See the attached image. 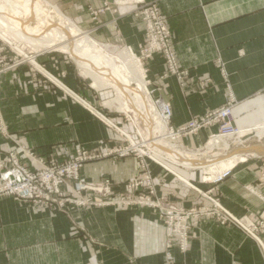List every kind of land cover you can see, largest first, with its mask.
<instances>
[{"label":"crops","instance_id":"obj_1","mask_svg":"<svg viewBox=\"0 0 264 264\" xmlns=\"http://www.w3.org/2000/svg\"><path fill=\"white\" fill-rule=\"evenodd\" d=\"M43 1L57 7L82 35L111 51L134 54L151 102L161 98L170 104L173 128L233 103L234 125L252 132L243 137L249 138H217L209 148L218 133V125H211L173 142L185 158L206 162L238 147L264 151V0ZM145 6H155L171 31L177 63L187 73L182 80L167 74L160 55L139 58L145 25L137 14ZM34 56L62 89L28 66L0 76L6 128L0 130V157L16 152L19 145L56 161L73 157L79 146L102 155L123 145L120 131L137 141L127 111L107 105L117 95L112 87L94 88L92 79L75 73L78 65L63 53ZM237 156L245 158L225 172L209 168L219 174L216 179L228 172L221 181L206 180L205 168L186 167L171 156H156L162 166L147 159L152 199L161 209L113 205L122 195H147L145 189L127 190V183L141 172L135 155L103 157L83 166V183H111L107 195L82 194L92 205L72 203L59 209L57 204L0 196V264H167V253L172 264H264V155ZM164 207L193 214L184 252L175 244L168 247ZM205 210L214 214L200 213Z\"/></svg>","mask_w":264,"mask_h":264},{"label":"built area","instance_id":"obj_2","mask_svg":"<svg viewBox=\"0 0 264 264\" xmlns=\"http://www.w3.org/2000/svg\"><path fill=\"white\" fill-rule=\"evenodd\" d=\"M137 16L141 18L145 25V39L139 47V58L141 60H148L154 55H160L164 60L167 74L176 76L179 80H182L187 73L182 71L177 63L176 54L172 46L171 31L168 29L166 21L159 10L155 6H145L138 11ZM17 53L8 43L6 44L0 39V75L18 67L27 66L25 64H28L32 71L42 75L44 79L53 85L60 87L44 74L46 73L51 76L37 62V66H35L31 62L26 61L23 56L17 55ZM53 79L56 80L55 78ZM63 91L75 96L66 88ZM82 103L86 105L84 102ZM152 104L154 105L157 118L166 123L165 140H169L172 143L181 138L191 136L211 125H218V133L215 139H238L239 134L243 132L238 130L234 125L231 111L233 106L232 102L227 103L220 109L208 112L203 117L192 119L177 128H173L170 125L172 112L168 102L159 98L153 100ZM126 117L136 130L137 141L131 135L120 131L123 145L102 155L84 150L79 146L76 148L75 155L67 161H49L45 158L38 157L32 150L26 147L17 146L19 153L10 152L0 157V196L10 197L22 202L41 204L56 203L61 207V203L59 204L58 201L64 196V191L62 192L61 190V187L64 186L63 188L66 189V193L73 196L71 198L77 200L78 197L80 199L77 201L78 205H92L93 203L89 199L81 195L84 192H95L101 195H107L110 193L111 183L108 180L99 185L83 183L79 179L83 166L87 162L103 157L114 155L119 158H124L135 155L139 160L141 172L140 175L127 183V190L129 192H136L140 189H145L147 195H139L135 198L122 195L113 202V205L122 207L140 205L161 209L157 200L152 199L154 195L153 178L147 169L146 163L147 159L157 162L159 165L161 162L156 158L158 155L155 152L147 149L150 140H147L143 136V133L141 134V131H139L145 127L143 122L133 114H127ZM99 118L109 126H112L104 116L99 115ZM0 128L4 133L6 128L3 124L1 110ZM161 158L167 157L163 155ZM23 160H27V162ZM226 176H228V172L219 176L216 181H221ZM75 196L77 197L75 198ZM213 203L216 207L218 206L215 201ZM200 213L204 215L214 214L210 210H205ZM161 214L164 219L168 247H172L175 244L181 252L186 251L188 249V233L191 228L190 218L193 214L191 212L175 210L172 207H164ZM256 240L261 244L258 239ZM166 258L168 261L167 264H172L170 253H167Z\"/></svg>","mask_w":264,"mask_h":264},{"label":"bare ground","instance_id":"obj_3","mask_svg":"<svg viewBox=\"0 0 264 264\" xmlns=\"http://www.w3.org/2000/svg\"><path fill=\"white\" fill-rule=\"evenodd\" d=\"M44 3L43 0H23V5L17 6L11 0H0V38L18 53L28 58L27 60L35 66H37L35 57H27L23 53L24 51L20 49L21 44L29 45L35 52L56 51L69 55L76 65L92 79L94 88L112 87L116 91L119 99L108 102L107 105L125 112L131 108L139 118H152L148 112L149 108H147L143 94L145 93L144 73L136 58L127 49L111 51L108 47L98 44L87 35H82L70 19L65 18L57 7L47 4L48 7L44 8L42 6ZM8 7L12 10L11 14L8 12ZM132 85L135 87H132ZM122 96L127 97L131 103H129V106L126 101L125 106L120 100V98H123ZM142 112L144 113L142 114ZM150 120L147 123L151 122L152 134L159 133L157 143L153 142L154 147L152 149L158 154L166 156L169 155L156 146L175 153L172 160L176 163L179 162L184 166L218 167L225 172L238 161L244 159L241 156H233L219 163H211V161L196 164L192 157L185 158L186 156H183L173 145L167 144L160 138V136L163 137L165 131L164 123L156 119L152 123L153 121ZM250 133L247 132V134ZM213 144L212 140L210 145Z\"/></svg>","mask_w":264,"mask_h":264},{"label":"rangeland","instance_id":"obj_4","mask_svg":"<svg viewBox=\"0 0 264 264\" xmlns=\"http://www.w3.org/2000/svg\"><path fill=\"white\" fill-rule=\"evenodd\" d=\"M12 2H14V5L16 4L17 6H22L23 5V0H11ZM42 6H44V8H47L48 6H47V3H44V4H42ZM9 8V7H8ZM9 11V13L11 14L12 13V10H11V8H9L8 9ZM1 39V38H0ZM2 40V39H1ZM4 41V40H3ZM6 44H7V42L6 41H4ZM20 49L21 50H23L24 52V54L27 56V57H35V56H33V55H35L36 53L38 54V53H40V52H35L29 45H27V44H21L20 45ZM114 50H116V51H119L118 49H114ZM16 51V50H15ZM18 52V51H17ZM48 52H56V51H48ZM42 53H45V52H43L42 51ZM58 53H60V52H58ZM133 53V52H132ZM28 54V55H27ZM64 54V53H63ZM17 55H21L20 53H17ZM66 56H67V54H65ZM134 55V54H133ZM21 56H23V55H21ZM69 56V55H68ZM20 57V56H19ZM135 58H136V60H137V57L136 56H134ZM23 58L26 60V61H28L27 59L28 58H26V57H24L23 56ZM69 58V57H68ZM138 61V60H137ZM71 62H73L72 60H71ZM139 62V61H138ZM76 64V63H75ZM140 64V63H139ZM25 65H27L28 66V64H25ZM118 65V64H117ZM30 66V65H29ZM28 66V67H29ZM77 66V65H76ZM217 66H218V68L220 69V72H222V73H224V69H223V63H217ZM141 67V66H140ZM19 68V67H18ZM18 68H16V69H18ZM29 68H31V67H29ZM16 69H13V70H16ZM13 70H11V71H13ZM11 71H8V72H11ZM80 72V74H81V76H83V77H85V78H88L86 75V73L84 72V73H82V71L80 70V68L77 66V68H76V70H75V73H79ZM7 73V72H6ZM5 74V73H4ZM46 74V73H45ZM84 74H86V75H84ZM1 75H3V74H1ZM0 75V76H1ZM40 75V74H39ZM42 76V75H41ZM46 76H48V74H46ZM49 77V76H48ZM88 79H90V78H88ZM91 80V79H90ZM49 82V81H48ZM56 83V82H55ZM57 83H59V82H57ZM52 84V83H51ZM60 84V83H59ZM91 84H92V82H91ZM144 84H145V82H144ZM135 85V84H134ZM134 85H132V87H135ZM146 86V85H145ZM64 87V86H63ZM64 89V88H63ZM114 90V89H113ZM144 92L145 93H143L144 94V98H145V101H146V103H147V108H149L148 109V112L150 113V117H152V118H150L151 119V121H153L152 123H154L156 120H160V119H158L157 118V116H156V111H155V108H154V105L152 104V102H151V100L149 99V97L146 95V89L144 90ZM118 100L119 98H118V96L116 95V97H115V99L114 100ZM120 99H122L123 100V98H120ZM148 100V101H147ZM151 105V106H150ZM152 107V108H151ZM223 107V106H222ZM151 108V109H150ZM221 107H219V108H217V109H220ZM217 109H214V110H217ZM131 110V111H130ZM130 110H128L126 113H128V114H133L134 116H136L137 118H138V116H137V114L134 112V110L133 109H131L130 108ZM214 110H211V111H214ZM211 111H209V112H211ZM144 112H142V114H143ZM147 114V113H146ZM1 116H2V114H1ZM144 118V117H143ZM154 119H156V120H154ZM3 120V119H2ZM147 122H148V120H146ZM145 121V122H146ZM161 121V120H160ZM162 123H164L165 124V131H164V133H163V137H161L160 136V138L161 139H163L167 144H169V145H171L172 146V144H174V143H172V142H170L169 140H165V135H166V123L164 122V121H161ZM4 124V123H3ZM144 127V126H143ZM149 127V126H148ZM152 127V126H151ZM140 129V128H139ZM0 130H1V128H0ZM140 131H141V134L143 133V136H145L146 137V139H147V137H148V139L147 140H150V138H149V129L147 130L145 127H144V129H140ZM262 131V130H261ZM1 132H2V130H1ZM252 133V132H251ZM255 133V132H254ZM259 133H260V131H259ZM148 134V135H147ZM242 134V135H241ZM151 135H153L152 136V141L154 142V143H157V139L159 138V133H153L152 134V129H151ZM247 135V131H243L242 133H240L239 134V140L241 139V138H243V137H245ZM241 136V137H240ZM218 139H214L213 141H217ZM152 141H150L149 142V145L147 146V149H150V150H152L153 152H155L152 148V145H150V143L152 142ZM218 142H219V140H218ZM151 147V148H150ZM174 147V146H173ZM212 146H210V144H209V148H211ZM176 150H178L177 148H175ZM180 153H181V151L180 150H178ZM17 153H19L18 152V150L16 151ZM141 152H143V151H141ZM144 153H146V152H144ZM155 154L156 155H158V156H163V155H160V154H158L157 152H155ZM182 154V153H181ZM216 156V155H215ZM217 156H219V155H217ZM242 157V156H241ZM242 158H245V157H242ZM46 159V158H45ZM70 159V158H69ZM69 159H65V160H63V161H67V160H69ZM194 159V158H193ZM47 160H49V161H56V160H54V159H47ZM214 159H211V160H209V161H206V162H211V161H213ZM244 160V159H243ZM63 161H61V162H63ZM61 162H59V163H61ZM205 161H203V160H198V159H194V163H196V164H202V163H204ZM176 163V162H175ZM211 163H213V162H211ZM178 164H181V163H179L178 162ZM181 165H183V164H181ZM189 166H192V165H189ZM186 167H188V166H186ZM200 167H202V168H205V171L207 172V174H208V176H206V180H213V179H216V177H217V175H219L218 173H216V171H209V167H205V166H202V165H200ZM223 173V172H222ZM79 177H80V175H79ZM217 180V179H216ZM64 187V186H63ZM63 187H61L62 189V192H63ZM82 196V195H81ZM2 197H6V196H2ZM71 197H73L72 195H70V194H67L66 193V191H64V196H63V198L61 199V200H59L58 202H59V204L61 205V207L57 204V206L59 207V209H64L67 205H69V204H72V203H74V204H77V201H79L80 199H78L77 198V200L76 199H73V198H71ZM83 197V196H82ZM161 198L162 199H164L165 198V196H161ZM16 201V200H15ZM32 203V202H31ZM34 204H41V203H34ZM52 204H54V205H56V203H52ZM44 205H51V204H44ZM78 205V204H77ZM82 206V205H81ZM169 208H171V207H169ZM175 209V208H174ZM175 210H178V209H175ZM260 244V243H259Z\"/></svg>","mask_w":264,"mask_h":264},{"label":"water","instance_id":"obj_5","mask_svg":"<svg viewBox=\"0 0 264 264\" xmlns=\"http://www.w3.org/2000/svg\"><path fill=\"white\" fill-rule=\"evenodd\" d=\"M140 116V115H139ZM141 117V116H140ZM139 118V117H138ZM140 120H141V122H143V124L145 125V127H146V129L148 130L149 129V138H150V141H152V135H151V122L150 123H147V121L146 120H150V119H148V118H146L145 119V117L143 118H139ZM146 121V122H145ZM151 121V120H150ZM149 126V127H148ZM249 138V137H248ZM248 138H242V141H245V140H247ZM151 145H152V147H154V144H153V141L150 143ZM157 148H159L161 151H163V152H165V153H167V155H169V156H173V154H175V153H172L171 151H169V150H166V149H164V148H161V147H159V146H156ZM249 153H257V154H261V155H264V151H258L257 149H255V148H250V147H238V148H235L234 150H232V151H230L229 153H227V154H225V155H223V156H221V157H219V158H216L215 160H213L212 162L213 163H218V162H220V161H225V160H227V159H229V158H231V157H235V156H237V155H244V154H249Z\"/></svg>","mask_w":264,"mask_h":264}]
</instances>
